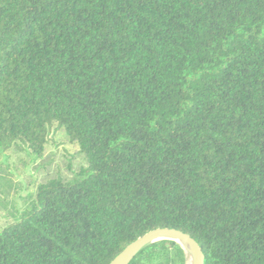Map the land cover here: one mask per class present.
Masks as SVG:
<instances>
[{
    "label": "trees",
    "instance_id": "obj_1",
    "mask_svg": "<svg viewBox=\"0 0 264 264\" xmlns=\"http://www.w3.org/2000/svg\"><path fill=\"white\" fill-rule=\"evenodd\" d=\"M56 130L84 164L21 205L0 168V264H111L157 229L264 264V0H0V157Z\"/></svg>",
    "mask_w": 264,
    "mask_h": 264
},
{
    "label": "rangeland",
    "instance_id": "obj_2",
    "mask_svg": "<svg viewBox=\"0 0 264 264\" xmlns=\"http://www.w3.org/2000/svg\"><path fill=\"white\" fill-rule=\"evenodd\" d=\"M51 137V142L41 159L20 152L0 157V168L12 175L11 179L22 188L19 196L11 195V201L21 205L23 199L34 191L36 185L58 174L70 175V168L75 170L84 164L78 147L69 141L64 131L56 130ZM3 199L4 195L0 191V201ZM11 222L7 213L0 207V228Z\"/></svg>",
    "mask_w": 264,
    "mask_h": 264
},
{
    "label": "water",
    "instance_id": "obj_3",
    "mask_svg": "<svg viewBox=\"0 0 264 264\" xmlns=\"http://www.w3.org/2000/svg\"><path fill=\"white\" fill-rule=\"evenodd\" d=\"M164 241H173L181 245L186 253L187 264H189L188 253L183 244L190 249L192 258L190 264H205V255L200 245L189 235L170 229L149 232L128 246L111 264H131L146 248Z\"/></svg>",
    "mask_w": 264,
    "mask_h": 264
},
{
    "label": "bare ground",
    "instance_id": "obj_4",
    "mask_svg": "<svg viewBox=\"0 0 264 264\" xmlns=\"http://www.w3.org/2000/svg\"><path fill=\"white\" fill-rule=\"evenodd\" d=\"M184 245V247H185V249L187 250V253H188V259H189V264H190V261H191V254H190V249H189V247L187 246V245H185V244H183Z\"/></svg>",
    "mask_w": 264,
    "mask_h": 264
}]
</instances>
